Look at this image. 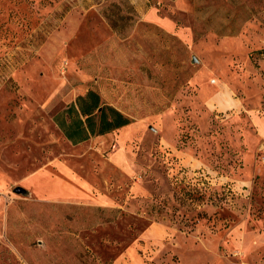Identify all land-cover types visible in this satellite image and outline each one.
<instances>
[{
	"label": "rangeland",
	"instance_id": "obj_1",
	"mask_svg": "<svg viewBox=\"0 0 264 264\" xmlns=\"http://www.w3.org/2000/svg\"><path fill=\"white\" fill-rule=\"evenodd\" d=\"M263 110L264 0H0V264H264Z\"/></svg>",
	"mask_w": 264,
	"mask_h": 264
},
{
	"label": "trees",
	"instance_id": "obj_2",
	"mask_svg": "<svg viewBox=\"0 0 264 264\" xmlns=\"http://www.w3.org/2000/svg\"><path fill=\"white\" fill-rule=\"evenodd\" d=\"M66 112L67 118H57L56 122L73 144L86 141L91 136L111 133L132 123L118 109L104 105L94 91L77 97Z\"/></svg>",
	"mask_w": 264,
	"mask_h": 264
},
{
	"label": "crops",
	"instance_id": "obj_3",
	"mask_svg": "<svg viewBox=\"0 0 264 264\" xmlns=\"http://www.w3.org/2000/svg\"><path fill=\"white\" fill-rule=\"evenodd\" d=\"M252 122V126L255 129L256 135L259 137L260 142L263 144V149H264V110L262 112H260V114L253 116V118L251 119ZM122 131H128L129 129H132V123L124 126L122 128H120ZM64 134V133H63ZM108 134V133H107ZM105 135V134H104ZM102 136V135H100ZM66 137V136H65ZM92 137V136H91ZM70 141V140H69ZM87 141V140H86ZM71 142V141H70ZM84 142V141H83ZM72 143V142H71ZM73 144V143H72ZM117 146V145H116ZM118 158V156H117ZM120 159V160H119ZM119 159H117L119 161V165L121 166V159L122 156L119 157ZM156 231H159L160 228L159 226L155 227ZM146 235V234H144Z\"/></svg>",
	"mask_w": 264,
	"mask_h": 264
}]
</instances>
